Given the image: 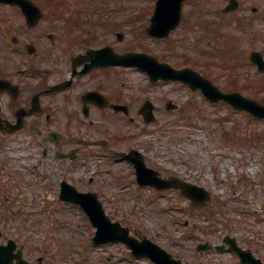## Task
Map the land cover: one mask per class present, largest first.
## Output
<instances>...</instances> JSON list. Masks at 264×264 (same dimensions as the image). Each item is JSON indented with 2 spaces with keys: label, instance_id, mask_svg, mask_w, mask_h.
<instances>
[{
  "label": "rangeland",
  "instance_id": "obj_1",
  "mask_svg": "<svg viewBox=\"0 0 264 264\" xmlns=\"http://www.w3.org/2000/svg\"><path fill=\"white\" fill-rule=\"evenodd\" d=\"M155 1L35 0L44 8V19L30 30L25 28L22 16L14 7L6 6L5 10L11 14L12 35L23 43H37L38 50L48 43L43 33H63V28L67 35L86 36L74 37L93 46L103 43L101 37L106 35L110 39L107 43H113L119 50L145 52L176 68L190 67L224 92L237 91L263 102L264 72L249 61L252 50H258L264 57V20H260V14L251 19L257 25L243 31L229 16H221L220 9L227 0H187L183 23L168 38L154 40L145 35L144 29ZM239 2L242 16L249 14L247 9L251 6H258L264 13V0ZM58 3L67 6V10L56 13H64L65 18L71 19L70 32L68 20L63 24L47 20L54 18ZM5 10L0 7V29L7 26ZM117 33L122 35L120 42L113 37ZM18 54L14 52L12 57ZM116 72L110 78H101L100 82L118 79L114 86L121 87L120 91L133 102L131 114H136V109L146 100L157 108L156 120L149 124L137 116L133 122L126 118L107 120L109 128L122 135L121 141L114 145L116 150L142 152L146 164L163 177H177L203 187L213 194V199L203 208H195L178 190L157 192L152 187L138 188L132 166L113 161L109 154L103 153L79 156L74 162L78 167L72 170L71 182L84 191L91 179L88 188L101 191L103 207L112 220L128 227L132 234L136 232L152 239L182 261L236 264L229 252H196L198 243H221V238L227 234L264 256V121L233 110L224 102L210 103L200 92H192L181 84H149L144 73L133 68ZM168 101L180 111L167 110ZM28 141L26 137L0 139V167H4L0 188H11L13 192L18 184L23 192L46 194L52 199L58 188L57 168L48 165V162L53 163L51 152L47 162ZM27 143L29 148H25ZM64 162H61L62 167ZM64 172L67 171L64 169ZM47 204L54 206L52 209H60L53 200L47 199ZM60 216L67 218L70 224L60 231L55 243L64 250L73 246V258H80L83 253L86 264H148L133 259L127 246L122 244L103 248L88 245L76 250L81 242L86 245V239L94 230L85 228L88 224L78 217L77 211L70 213L62 208ZM61 254L66 258L63 250ZM105 257L109 262L102 263L101 258Z\"/></svg>",
  "mask_w": 264,
  "mask_h": 264
},
{
  "label": "flooded vegetation",
  "instance_id": "obj_2",
  "mask_svg": "<svg viewBox=\"0 0 264 264\" xmlns=\"http://www.w3.org/2000/svg\"><path fill=\"white\" fill-rule=\"evenodd\" d=\"M47 20L59 23L63 19ZM74 36L86 37L67 33L48 34L50 46L43 47L40 54L36 49L29 59L18 57L20 65H16L12 58L11 25L5 27L4 39L0 41V138H29L32 140L30 144L39 148L43 156L41 159L45 161L51 151L53 163L47 162L57 166L55 180L58 188L52 199L41 194L36 196V200L30 193L25 195L18 184L13 192L6 187L0 188V264H86L85 260L73 258L71 249L64 250L55 243L60 231L70 224L67 218L60 216L63 207H71L70 213L78 211L84 216L81 206L69 202L67 189L61 194L62 182L72 183V169L66 174L62 172L59 169L60 160L65 156L76 160L83 150L82 154H110L118 160L116 155L123 150H116L114 145L121 141V135L109 128L107 120L127 118L133 122L134 115L142 118L138 108L136 114H131L133 102L124 98L117 85L109 87V80L100 82L101 78H110L118 67L89 69L91 61L85 57L86 52L103 45L92 47L86 45L88 41H77ZM17 44L21 46V41L18 40ZM116 105H127V114H124V109H116ZM151 107L152 113H155L156 106ZM73 143L75 146H66ZM28 146L27 143L25 148ZM3 169L0 167V174ZM91 183L90 179L86 189H90ZM87 191H94L99 196L100 190ZM47 199L57 202L60 209H52L54 206L48 205ZM24 202L39 208L30 210ZM91 227L85 225L90 231ZM91 240L90 233L86 244ZM251 249L264 264L260 252L254 247ZM233 255L237 264H244L235 253ZM249 263L255 264L253 260Z\"/></svg>",
  "mask_w": 264,
  "mask_h": 264
},
{
  "label": "water",
  "instance_id": "obj_3",
  "mask_svg": "<svg viewBox=\"0 0 264 264\" xmlns=\"http://www.w3.org/2000/svg\"><path fill=\"white\" fill-rule=\"evenodd\" d=\"M6 1L17 2L25 6V8H27L31 4L27 0ZM182 3L183 0H158L147 32L156 37H166L170 33V31L178 25L181 19ZM228 9H230V7ZM251 58L258 63L260 69H264V64L259 54L253 53L251 55ZM119 62L126 65H137L138 67L147 71L150 77H152V79L154 80H157L159 77L165 80L170 78L181 79L182 81L187 82V84L190 85L192 89L201 88L205 95L212 100L219 101L222 99L226 102H229L235 108L248 110L254 116L264 118V106L251 99L245 98L238 93L223 94L208 80L203 79L191 70L185 69L182 71H174L170 67H168V65L159 64L156 59L143 54H127L123 57H120ZM135 163L137 168L138 181L141 185L150 184L157 188H166L169 186L179 187V184L176 183V180H162L157 177L156 172L146 169L142 164L141 158H138ZM181 186L190 187L192 189L203 192L200 188L192 187L184 183H181ZM204 194L206 196L204 197V200L210 198V195H208L207 193ZM97 208L98 210L90 211L92 218H94L95 220L94 223L99 226L96 240L98 238L101 240V237L103 235L110 237L116 234V237L110 240L125 241L129 244L130 247L134 248V245L131 242L133 240L128 237L127 230L120 228L117 223H115L114 225L110 224L108 219L105 218L103 211L99 208V206H97ZM99 219H102L103 222H99ZM106 223L109 225V227H107ZM97 242L102 241L97 240ZM144 245L149 247V253L145 256H148L155 260L156 264H179L177 261L172 260L171 257L163 250H161L158 246L150 244L148 242H146Z\"/></svg>",
  "mask_w": 264,
  "mask_h": 264
},
{
  "label": "trees",
  "instance_id": "obj_4",
  "mask_svg": "<svg viewBox=\"0 0 264 264\" xmlns=\"http://www.w3.org/2000/svg\"><path fill=\"white\" fill-rule=\"evenodd\" d=\"M263 103H264V100H263Z\"/></svg>",
  "mask_w": 264,
  "mask_h": 264
}]
</instances>
